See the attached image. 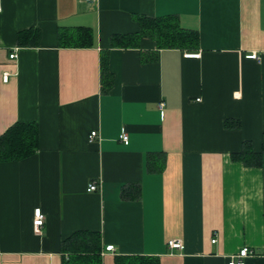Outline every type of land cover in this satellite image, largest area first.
<instances>
[{
  "label": "crops",
  "instance_id": "obj_1",
  "mask_svg": "<svg viewBox=\"0 0 264 264\" xmlns=\"http://www.w3.org/2000/svg\"><path fill=\"white\" fill-rule=\"evenodd\" d=\"M137 15L176 17L196 47L111 44ZM79 28L86 43L69 44ZM16 121L37 124L38 146L0 161V264H68L81 249L99 264H227L244 246L245 264H264V152L231 157L263 145L264 0H0V134Z\"/></svg>",
  "mask_w": 264,
  "mask_h": 264
},
{
  "label": "trees",
  "instance_id": "obj_2",
  "mask_svg": "<svg viewBox=\"0 0 264 264\" xmlns=\"http://www.w3.org/2000/svg\"><path fill=\"white\" fill-rule=\"evenodd\" d=\"M135 19L138 22V30L132 34H114L111 36V44L128 46L144 35L152 38L159 47H179V48H194L197 45V32L195 30L185 29L181 27L178 20L174 16L169 17H154L147 15H137ZM90 34L87 30L79 28L77 30V40L67 38L68 43L79 41L81 44L86 43ZM18 42H28L26 32L18 33ZM35 37L30 40V43L35 42ZM101 79L103 89L107 90L112 84V75L108 70L107 55L103 52L101 56ZM38 146V128L35 122L16 121L7 127L0 134V161L1 160H18L33 154ZM264 152V133L263 145L260 151H254L249 142H244L242 148L238 152L232 153L231 157L235 160L242 161L246 165H259L262 153ZM80 234L86 232H76L71 237L77 239ZM83 253H78L74 261L68 264H99L98 256L93 253L90 256L84 249ZM136 264H157L155 258L143 257L142 261Z\"/></svg>",
  "mask_w": 264,
  "mask_h": 264
},
{
  "label": "built area",
  "instance_id": "obj_3",
  "mask_svg": "<svg viewBox=\"0 0 264 264\" xmlns=\"http://www.w3.org/2000/svg\"><path fill=\"white\" fill-rule=\"evenodd\" d=\"M90 1V0H89ZM185 56H198L199 53H186L184 54ZM10 57H15L16 54L15 52L10 53L9 55ZM246 57L248 58H252V59H259V56L257 55V53L255 51H251L249 53L246 54ZM8 78V74L4 73L3 74V79L7 80ZM163 102H159V107H162ZM97 136V132L95 130H91L89 133V138H94ZM123 140L126 139V134L122 133L120 136ZM97 188L96 184L94 182H90L88 184L87 189L88 190H95ZM44 219L45 216L41 210L40 207H35L33 209V218H32V225L33 228L36 231H39V229L42 227L43 223H44ZM214 240V239H213ZM182 246V242L180 239L178 238H171L167 241V247L175 250V249H179ZM112 246L108 245L107 249H111ZM252 253L251 249L247 248V247H241L239 248L236 252L232 253L229 255L228 260H227V264H245V258Z\"/></svg>",
  "mask_w": 264,
  "mask_h": 264
}]
</instances>
